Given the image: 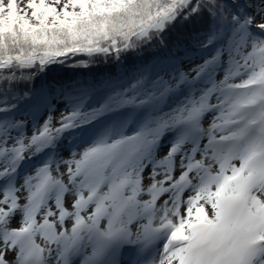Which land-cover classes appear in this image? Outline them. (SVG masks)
<instances>
[{
  "label": "snow or ice",
  "instance_id": "1",
  "mask_svg": "<svg viewBox=\"0 0 264 264\" xmlns=\"http://www.w3.org/2000/svg\"><path fill=\"white\" fill-rule=\"evenodd\" d=\"M0 195V264H264V0H0Z\"/></svg>",
  "mask_w": 264,
  "mask_h": 264
},
{
  "label": "trees",
  "instance_id": "2",
  "mask_svg": "<svg viewBox=\"0 0 264 264\" xmlns=\"http://www.w3.org/2000/svg\"><path fill=\"white\" fill-rule=\"evenodd\" d=\"M202 28L203 25L194 22H177L174 27L165 33V38L170 47L173 44L179 43L189 48H194L197 41L203 38L197 35ZM153 51L154 50L146 49L139 55L128 54L122 57V61L119 63L111 59L104 62L103 58H100L96 64L91 65L89 68L72 67L70 65L73 61H69L68 65L55 66L53 70L37 76L34 84L38 89H55L52 95L61 100L59 97V85L73 82L88 85L109 78L122 76L125 73H132L135 68L150 60ZM84 58L86 59V57ZM76 59H80V57H77ZM199 62V59H197L196 63ZM19 87L24 89L29 87V85L21 84Z\"/></svg>",
  "mask_w": 264,
  "mask_h": 264
},
{
  "label": "rangeland",
  "instance_id": "3",
  "mask_svg": "<svg viewBox=\"0 0 264 264\" xmlns=\"http://www.w3.org/2000/svg\"><path fill=\"white\" fill-rule=\"evenodd\" d=\"M53 97H55V96H54V95H51V96H50V99L54 100ZM57 102H58V100H57ZM57 102H56V103L53 102L54 107L57 109V110L53 113L54 121L59 119V117H60V112H61V110H63V108H64V107H62V105H59V103H57ZM41 123H43V121H41ZM31 132H32V129H31V127L29 126L28 129L26 130V134H27V135H31ZM66 147H67V146H66ZM166 151H167V145H165V147L161 148V150H160V155L162 156ZM66 154H67V153L65 152V155H66ZM38 163H39V158L36 159V160H33V161H31L30 163H27V164H30V165L33 166V165L38 164ZM31 171H32V168H30V169L27 170L26 172H29V173H30ZM54 174H55V172H54ZM22 182H23V180H21L19 183H22ZM17 186H19V184H18ZM0 198H2V195H0ZM21 202H23V199L21 200ZM18 218H19V217H18ZM38 219H39V217H38ZM12 226H13V227H17V226H19L17 220H14V221L12 222ZM7 258H8V259H12V255L9 254V256H8Z\"/></svg>",
  "mask_w": 264,
  "mask_h": 264
},
{
  "label": "bare ground",
  "instance_id": "4",
  "mask_svg": "<svg viewBox=\"0 0 264 264\" xmlns=\"http://www.w3.org/2000/svg\"><path fill=\"white\" fill-rule=\"evenodd\" d=\"M124 250H126V249H124ZM125 259V264H127V258H124Z\"/></svg>",
  "mask_w": 264,
  "mask_h": 264
}]
</instances>
